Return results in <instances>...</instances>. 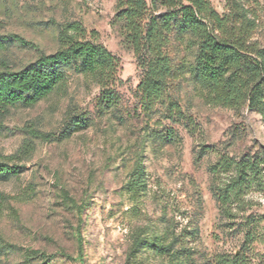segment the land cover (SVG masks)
Instances as JSON below:
<instances>
[{"label":"rangeland","instance_id":"1","mask_svg":"<svg viewBox=\"0 0 264 264\" xmlns=\"http://www.w3.org/2000/svg\"><path fill=\"white\" fill-rule=\"evenodd\" d=\"M209 1L220 14L232 8ZM238 1L257 22L250 41L264 48V0ZM118 2L0 0V70L56 52L74 23L119 63L113 105L92 76L70 68L62 89L0 111V161L23 166L0 179V264H264V108L216 98L180 21L166 46L168 89L148 107ZM149 6L146 22L167 10ZM223 157L262 169L226 207L219 194L234 172L213 170ZM139 164L145 184L134 188Z\"/></svg>","mask_w":264,"mask_h":264},{"label":"trees","instance_id":"2","mask_svg":"<svg viewBox=\"0 0 264 264\" xmlns=\"http://www.w3.org/2000/svg\"><path fill=\"white\" fill-rule=\"evenodd\" d=\"M231 1V10L220 14L209 0H119L117 18L123 23L125 38L145 70L138 88L148 107L162 100L168 89L173 66L166 46L175 22L180 21L183 29L197 40L198 69L203 80L216 92V98L233 106L249 102L252 108H264V48L250 41L257 22L240 1ZM159 2L167 10L151 15L146 22L150 3L158 7ZM84 35L79 24L68 25L60 32L63 43L56 52L42 54L36 62L19 71L2 68L0 111L17 102L34 105L62 89L70 68L97 81L107 106L116 103L118 59L104 45ZM6 41L7 38L0 36V47H4ZM219 169L234 172L219 194L225 207L238 202L252 180L262 172L260 162L246 157L239 160L223 157L213 166L214 172ZM22 170L23 166L0 161V179ZM144 184V168L139 164L132 186L138 188ZM146 243L156 246L150 241Z\"/></svg>","mask_w":264,"mask_h":264}]
</instances>
